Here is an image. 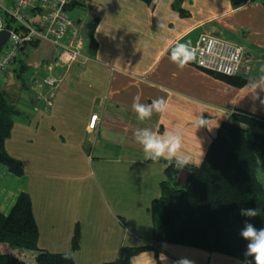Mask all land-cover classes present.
Here are the masks:
<instances>
[{
	"label": "crops",
	"instance_id": "obj_1",
	"mask_svg": "<svg viewBox=\"0 0 264 264\" xmlns=\"http://www.w3.org/2000/svg\"><path fill=\"white\" fill-rule=\"evenodd\" d=\"M4 1L9 5L13 2ZM71 8L84 39L83 59L74 60L62 70L63 81L50 102L48 96H37L24 89L18 92L21 104L17 106L19 113L14 117L15 124L35 126L36 137L40 132L43 136L44 132L51 131L57 134L60 142L66 141L69 128L63 101L68 98L69 91L79 90L81 100L88 99L91 103L80 123L88 134L98 136L99 143L103 140L102 150L108 151L114 161L130 155V161L140 167L166 176V160L146 159L142 146L135 141L134 133L138 128L162 133L165 128L181 126L185 133L184 148L193 161L190 165H200L219 126L231 120L236 109L264 117V0H81ZM92 21L96 22L94 46L89 43L88 33ZM203 31L243 45L244 65L250 69L238 75L244 81L242 84H234L192 62L181 70L169 59L170 51L177 43H187L191 48ZM56 55V48L48 40L26 46L20 56L28 65L24 73L47 74L46 63ZM14 73L17 74L15 69ZM136 95L141 96L143 103L164 97L168 102L167 112L163 115L154 113L151 119L139 121L132 109ZM93 113L99 115L95 129L89 127ZM198 117L207 119L211 130L207 127L197 129ZM42 119L49 124L43 123ZM44 125L43 132L41 127ZM7 144L13 145L10 139ZM37 162L32 173L42 175ZM48 173L28 180L25 175L18 176L0 164V210L9 213L18 195L29 192L40 230L38 247L53 252L72 251L79 264V250L72 248L73 222L80 218L79 204L72 202L73 208L69 206L70 201L65 198L60 185H48L52 176ZM44 176L47 181L40 184L39 180ZM187 178L186 172L182 171L178 179L185 183ZM140 186V199L136 204L144 218L159 189L158 185ZM53 193L59 198L55 194L52 196ZM71 210L72 217L69 215ZM133 211L134 208L130 216ZM108 228L112 230V227ZM143 229L148 233L151 225L142 226L136 232V244L123 238L119 247L152 244L153 238L144 235ZM99 238L108 248L112 239L110 231L99 234ZM1 246L8 250L6 245ZM16 251L23 257L25 250ZM30 252L33 254L31 261L35 263L34 256L38 251ZM181 260L190 264H239L237 258L227 254L175 243H163L159 249H147L133 255L130 264H177Z\"/></svg>",
	"mask_w": 264,
	"mask_h": 264
},
{
	"label": "trees",
	"instance_id": "obj_2",
	"mask_svg": "<svg viewBox=\"0 0 264 264\" xmlns=\"http://www.w3.org/2000/svg\"><path fill=\"white\" fill-rule=\"evenodd\" d=\"M10 21L14 22L13 19ZM95 26V21L89 25L91 46L96 44ZM16 66V75L22 78L28 65L19 58ZM218 75L237 85L244 82L238 75ZM18 113L10 95L1 90L0 164L16 175H23L22 161L5 149ZM260 170L264 172V117L236 109L231 120L219 126L200 165L189 164L184 169H177L166 161V176L159 183L160 196L154 199L161 203L162 214L160 217L154 215L157 223L153 243L123 246L116 260L102 264H130L133 255L147 249H159L163 243L227 254L242 264L246 241L240 231L245 221L258 229L264 228V179ZM182 171L189 172L185 183L178 179ZM241 208H257L259 215L241 216ZM39 236L31 194L23 191L9 213L0 210V244L8 243L19 250H37L35 264H76L72 251L53 252L39 248ZM79 246L80 231L76 229L72 248L77 250ZM19 253L0 252V264H28ZM66 255L70 258L65 259Z\"/></svg>",
	"mask_w": 264,
	"mask_h": 264
},
{
	"label": "rangeland",
	"instance_id": "obj_3",
	"mask_svg": "<svg viewBox=\"0 0 264 264\" xmlns=\"http://www.w3.org/2000/svg\"><path fill=\"white\" fill-rule=\"evenodd\" d=\"M82 50L83 48L81 52ZM82 59L79 57V60ZM15 66L7 71L0 80V91L7 90L17 109V106L21 104V95L18 93L20 90L32 91L37 96H48L47 100L50 102L51 96L63 81V79L59 81L56 86L47 85L44 80L48 71L47 74L40 76L24 73V77L29 76L27 79H23L14 73ZM56 73L58 74V70ZM59 74L62 75V73ZM69 93H67L68 98L63 101L65 104L64 114L68 119L69 128L66 141L60 142L57 134H53L51 131L50 133L44 132L45 125L41 127L45 135L41 136L42 132H40L36 137L33 132L35 126L15 124L14 120L11 134L5 142V149L11 156L22 161L25 170L23 175L28 177V180L34 176L46 175L49 171L48 174L52 176L48 185H60L59 188L65 193V198L70 201L69 206L72 208V202H78L80 218L73 222V230L80 231V247L77 249L79 250L77 252L78 263L102 264L106 260L113 261L119 257L121 249L119 243L123 238L128 243L133 242L130 243L132 245L136 244L134 235L142 229V226L146 228L151 225L150 232L147 233V229H143L142 232L153 238L157 223L154 215L160 217L162 205L158 201H153L149 211L142 218L136 203L140 199V185H158L159 189V182L165 178V175L163 176V173L156 170H148V167H140L139 164L130 161V155H123L114 161V157H111L108 151L101 149L103 140L101 139L102 141L99 143L98 136L94 133L88 134L80 123L85 112L91 108V103L88 99L81 100L79 90L69 91ZM95 109L99 110L98 107ZM42 122L48 123L46 119H42ZM9 139L13 145L7 144ZM84 146L85 149L82 150ZM9 148L12 149L11 152ZM36 161H38L37 166L42 168V175L32 173L36 167ZM260 175L264 179L262 170H260ZM45 179H47L46 176L39 180V183H46ZM151 191H153V186ZM54 194L59 198L56 193H53L52 196ZM159 196L160 191L157 197ZM132 208L134 211L130 216ZM69 215L73 216L72 210ZM126 217H128L127 220ZM108 227H112V230H109ZM106 231H110L112 236L108 248L104 247L105 241L99 238V234H104ZM1 245H6L8 250ZM16 250L8 243L0 244V252ZM34 251L36 252V250ZM32 255L30 250H25V253L22 254L28 264H35L31 261Z\"/></svg>",
	"mask_w": 264,
	"mask_h": 264
},
{
	"label": "built area",
	"instance_id": "obj_4",
	"mask_svg": "<svg viewBox=\"0 0 264 264\" xmlns=\"http://www.w3.org/2000/svg\"><path fill=\"white\" fill-rule=\"evenodd\" d=\"M79 1L13 0L9 5L0 0V32L9 31L8 40L0 48V80L17 64L26 46L48 40L56 48L57 55L46 65L48 74L44 81L49 86L58 85L64 77L62 70L82 56L84 39L71 8ZM191 49L195 52L192 63L214 73L235 76L250 69L244 65L243 45L212 32H201ZM57 70L62 75L59 76ZM98 116L94 113L90 117L91 129L96 128Z\"/></svg>",
	"mask_w": 264,
	"mask_h": 264
},
{
	"label": "clouds",
	"instance_id": "obj_5",
	"mask_svg": "<svg viewBox=\"0 0 264 264\" xmlns=\"http://www.w3.org/2000/svg\"><path fill=\"white\" fill-rule=\"evenodd\" d=\"M169 59L179 69H184L195 59V52L187 43H177L170 51ZM141 96L133 97L132 109L139 121L151 119L153 114L163 115L167 112L168 102L164 97H156L151 103L141 102ZM196 128L207 127L208 120L198 117ZM184 129L177 125L172 129L165 128L162 133L154 132L148 128H138L135 133V141L142 146L145 158L154 162L161 159L174 164L177 169H184L192 163L191 154L184 148ZM240 215L248 218L259 215L257 208H241ZM240 236L246 241L245 260L242 264H264V228H256L252 223H244ZM65 256V259H69ZM250 258V259H249ZM177 264H190L181 260Z\"/></svg>",
	"mask_w": 264,
	"mask_h": 264
},
{
	"label": "water",
	"instance_id": "obj_6",
	"mask_svg": "<svg viewBox=\"0 0 264 264\" xmlns=\"http://www.w3.org/2000/svg\"><path fill=\"white\" fill-rule=\"evenodd\" d=\"M9 37V31L3 30L0 32V48L6 43ZM187 175H189L188 171H185ZM186 182V181H185Z\"/></svg>",
	"mask_w": 264,
	"mask_h": 264
},
{
	"label": "bare ground",
	"instance_id": "obj_7",
	"mask_svg": "<svg viewBox=\"0 0 264 264\" xmlns=\"http://www.w3.org/2000/svg\"><path fill=\"white\" fill-rule=\"evenodd\" d=\"M23 51V50H22Z\"/></svg>",
	"mask_w": 264,
	"mask_h": 264
}]
</instances>
